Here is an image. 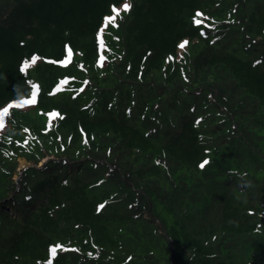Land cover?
I'll return each mask as SVG.
<instances>
[{
  "label": "trees",
  "instance_id": "1",
  "mask_svg": "<svg viewBox=\"0 0 264 264\" xmlns=\"http://www.w3.org/2000/svg\"><path fill=\"white\" fill-rule=\"evenodd\" d=\"M125 2L0 0V264H264V0Z\"/></svg>",
  "mask_w": 264,
  "mask_h": 264
},
{
  "label": "rangeland",
  "instance_id": "2",
  "mask_svg": "<svg viewBox=\"0 0 264 264\" xmlns=\"http://www.w3.org/2000/svg\"><path fill=\"white\" fill-rule=\"evenodd\" d=\"M118 10H119V15L115 17L116 19L118 17H122V16L124 17V15L126 13L123 10V6H121ZM115 26H116V23H114V26H109L108 34L115 30ZM103 29H105V25H104ZM103 29L101 31V34L103 33ZM106 39L110 40L111 37H106ZM36 107H37V105L35 106V102L33 99L29 100V101L22 100V101H18L16 103H13L11 105H8L2 112H0V136L3 135L5 133V131L7 130V127H8L7 122L10 119V116H9L10 114H12V119L20 118L22 116L23 112H28V111L34 110ZM5 110H7V111H5ZM261 148L264 152V143L261 145ZM25 166L26 165H25L24 161H22V160L18 161V169H22ZM14 180H16V177H14Z\"/></svg>",
  "mask_w": 264,
  "mask_h": 264
},
{
  "label": "snow or ice",
  "instance_id": "3",
  "mask_svg": "<svg viewBox=\"0 0 264 264\" xmlns=\"http://www.w3.org/2000/svg\"><path fill=\"white\" fill-rule=\"evenodd\" d=\"M130 9H131V5L130 4L125 3L123 5V10L125 12L130 11ZM111 11H112L113 15L105 17V23H107L109 20L114 22L115 21V17L119 15V10H118V8L115 5L112 6ZM196 15L199 16V15H201V13H197ZM186 44H187V41H185L184 43L180 44L179 47L184 48ZM21 70L23 71V69H21ZM33 96H35V93H33ZM5 111H7V110H5ZM206 163H208V161H204V163L201 164L200 167L203 168L204 164H206ZM52 251H55V249H52Z\"/></svg>",
  "mask_w": 264,
  "mask_h": 264
},
{
  "label": "water",
  "instance_id": "4",
  "mask_svg": "<svg viewBox=\"0 0 264 264\" xmlns=\"http://www.w3.org/2000/svg\"><path fill=\"white\" fill-rule=\"evenodd\" d=\"M25 167H23L22 169H18V173L20 175L21 171L24 169Z\"/></svg>",
  "mask_w": 264,
  "mask_h": 264
}]
</instances>
